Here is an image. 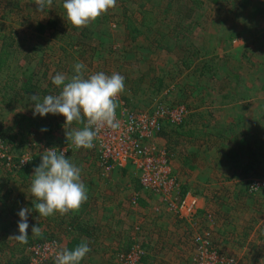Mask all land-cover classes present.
I'll return each mask as SVG.
<instances>
[{
	"label": "rangeland",
	"instance_id": "obj_1",
	"mask_svg": "<svg viewBox=\"0 0 264 264\" xmlns=\"http://www.w3.org/2000/svg\"><path fill=\"white\" fill-rule=\"evenodd\" d=\"M63 3L53 0L50 8L38 12L35 0H0V49L7 41L11 51L0 68V133L9 141L12 158L18 160L28 153L32 159H41L46 149L73 144L66 139L67 131L83 129V124L76 122L66 125L59 114L33 115L30 96L38 94L43 99L59 94L60 89L52 83L56 74L71 77L77 62L85 64L86 77L98 72L119 73L125 78V91L118 98V115L122 104L146 114L159 106L171 110L183 107L184 118L197 123L193 136L177 137L183 120L173 123L164 119L162 130L151 142L169 148L178 183L176 196L185 192L184 199L190 193L188 202L196 197L198 204L208 209L204 215L197 213V224L183 222L166 211L161 196L143 190L148 213L175 222L172 232L177 235L173 238L182 235L180 248L188 256L187 264H196L194 237L206 233L215 248L236 257L238 264H264V241L261 248L253 243L264 237V0H117L115 9L82 29L67 20ZM187 55L192 60L189 69ZM28 78L37 87L34 93L22 89ZM5 88L20 95L3 99ZM199 114L204 118H198ZM95 154L93 148H74L67 158L81 169V177L82 172L92 177L94 168L97 177L111 174L113 171L107 174L99 167ZM9 173L13 178L17 175L0 160V175ZM234 175L238 178L233 179ZM31 182L22 188L13 179L9 181L12 187L28 190V209L34 202ZM253 185L258 189H252ZM12 215L19 221L18 214ZM82 217L86 218V213L78 211L44 219L38 214L37 220L62 221L68 227L71 218L78 221ZM13 222L7 216L0 219V234L9 232L12 244L10 237L19 230L13 228ZM31 222H35L32 212ZM63 232L51 229L48 240L55 242L58 251L67 246V232ZM245 238V245L250 242L249 255L229 253L222 246L225 241ZM232 243L230 251L234 250ZM171 252V257L185 258ZM28 253L27 248L26 257ZM118 254H114L115 260ZM256 255L262 260L254 261ZM0 256V264H7L8 257L1 252ZM48 262L56 264V259Z\"/></svg>",
	"mask_w": 264,
	"mask_h": 264
},
{
	"label": "clouds",
	"instance_id": "obj_2",
	"mask_svg": "<svg viewBox=\"0 0 264 264\" xmlns=\"http://www.w3.org/2000/svg\"><path fill=\"white\" fill-rule=\"evenodd\" d=\"M52 3L53 0H35L36 11L44 12ZM116 4L117 0H64L63 8L67 20L75 28L82 29L115 9ZM85 71V64L77 62L71 77L58 73L52 78L53 85L60 89L58 95H46L43 99L38 94L29 97L34 104V116L59 114L65 117L66 125L73 122L83 124L82 130H69L65 133L66 139H70L77 149L94 148L93 141L101 128L115 130L120 127L116 109L118 98L125 91V78L121 74L114 72L106 75L98 72L86 77ZM251 188L255 190L258 186L253 185ZM30 192L38 201L34 203V208L41 217L78 212L88 198L86 186L81 179V169L65 157V152L56 148L46 149L42 153L41 163L34 169ZM30 214V209H20L19 235L10 239L20 244L28 242ZM31 231L32 236L41 235L39 226H32ZM89 252L87 241L81 242L72 251L60 249L55 253L56 264H80Z\"/></svg>",
	"mask_w": 264,
	"mask_h": 264
},
{
	"label": "crops",
	"instance_id": "obj_3",
	"mask_svg": "<svg viewBox=\"0 0 264 264\" xmlns=\"http://www.w3.org/2000/svg\"><path fill=\"white\" fill-rule=\"evenodd\" d=\"M222 97L225 98L226 96L224 95ZM205 122H207V119H205ZM201 125H203V123ZM204 126L206 127L205 124ZM191 127L195 128L194 124H192V126H187L188 129ZM187 128H185V130H188ZM169 155L171 161L172 155L170 152ZM88 161L90 164L93 162L92 160ZM133 169L132 165L129 164L125 168L114 170L106 177H97L96 174L98 170L95 168L94 172H96V174L92 173V177L82 172L83 177L81 178H83L82 182L86 186L89 200L87 198L86 203L82 205L79 211H81V213H86V218L82 217V220L78 221H74V218H71V225L68 227H65L62 221L53 224L37 220V215L39 213L34 208V203L38 201L34 199L33 208L30 209V211L32 214H35V222H31L29 226H39L41 235L39 237L32 236V232L28 233V235L40 238L41 236L50 235L51 229H56L57 231L64 229V232H67L65 236L67 243H75V245L78 246L81 242L87 241L90 252L80 264H118L114 254L116 252H121L123 249H127L133 242V239L143 244L144 248H146L145 251L147 250L140 264H149L150 261L148 260L150 259L159 260V264H168V262H163L162 260H169L170 264H187L188 256L186 253L184 256L182 254L184 250L180 248L182 246L180 245L181 241H179V239L180 237L182 238V235L179 236V238H173V236L177 235L172 232V226L175 222H169L163 218H153V216L148 213V200H144L147 202L145 207H132L130 205V198L133 195H142L143 193V189L139 190L140 192L136 190L137 183L135 184V180L139 179V175ZM88 170L91 171V166L87 167V171ZM236 178H238V175L233 176V179ZM12 179L18 182L22 188L26 187L25 183H28L27 180L17 175L14 176V178L10 173L0 175V219L6 216L9 218L11 217L14 219L12 225H16L19 222L17 220L18 216L12 215L11 213L15 211L18 212L21 208H27V205L30 206L31 200L28 198V190H26V188L22 189L21 187L11 186L12 184L9 183V181ZM205 209L208 208L200 205L198 214L204 215L206 212ZM142 213H144L145 216L142 215ZM138 214H140L141 217H139ZM42 219H44V217H42ZM70 227L73 229L70 230ZM70 233L72 234L70 235ZM247 237L248 235L246 238ZM246 238L235 243H228L225 241L222 246L226 247L229 253L246 256V254L249 255L251 250L249 248L250 242L248 246L245 245L247 243ZM256 239L257 241L253 243L258 244L257 246L261 248L260 245L263 243L264 237L261 238V236H259ZM178 241L179 245L177 246ZM15 242L17 241L13 239V243ZM230 243L234 245L233 251H230ZM172 250L176 256L185 257L180 258L183 262H180L178 257H171L170 253H172ZM260 255L254 256V261L258 262L262 260Z\"/></svg>",
	"mask_w": 264,
	"mask_h": 264
},
{
	"label": "built area",
	"instance_id": "obj_4",
	"mask_svg": "<svg viewBox=\"0 0 264 264\" xmlns=\"http://www.w3.org/2000/svg\"><path fill=\"white\" fill-rule=\"evenodd\" d=\"M122 106L121 113L119 115L116 113L120 127L115 130L101 128L93 141L99 167L108 174L132 164L144 187L161 196L166 202L167 212L177 215L183 222L197 224L195 217L200 208L197 198L192 197V201L188 202L190 193L184 199L181 198L184 195L176 196L179 193L176 191L178 183L172 170L169 151L151 142L162 130V120L171 119L173 123H180L185 119L184 108L171 110L159 106L153 113L146 114L134 112L125 104ZM74 148L76 147L72 144L56 149L65 152L67 156ZM0 160L16 173L17 170L29 165L33 159L26 153L18 160H14L8 140L0 133ZM210 237L209 233L194 237V242L198 246L196 264H238L236 257L223 254L215 248ZM57 248L55 242L51 241L33 246L32 264H48L49 260L55 259ZM145 253L142 244L133 239L132 249L129 252H119L116 260L121 264H139Z\"/></svg>",
	"mask_w": 264,
	"mask_h": 264
},
{
	"label": "trees",
	"instance_id": "obj_5",
	"mask_svg": "<svg viewBox=\"0 0 264 264\" xmlns=\"http://www.w3.org/2000/svg\"><path fill=\"white\" fill-rule=\"evenodd\" d=\"M40 30H43L42 27L39 28ZM88 34L89 32L86 31ZM83 33V32H82ZM17 34V33H16ZM9 43H7V41L5 42V44L3 45V47L0 49V68L3 67L5 65V63L7 62V59L10 57L11 55V51H10V47H9ZM190 57H188L187 55V62H185V65L187 67V69H189V67L192 65V60L189 59ZM36 85L33 84L32 79L28 78L26 80V82L24 83L23 86V90L25 92H35L36 89ZM3 92V91H2ZM3 99L5 98H18V96L20 95L18 92H15L13 95L10 94L8 92V89L5 88V91L3 92ZM224 98V97H223ZM226 98V97H225ZM200 119H203L204 116L202 114H199ZM196 120L195 119H191L189 121L187 120H183L180 129H182V132H177L178 134H176V136H181V135H189V136H193V134L195 133V129L194 128H189L188 130H185V127L191 125V124H197L195 123ZM9 142V141H8ZM67 158V156H65ZM95 159H97L95 157ZM41 163V159L38 156H34L32 162L27 165L24 166L23 168L17 170V176H20L22 178H24L25 180H30L32 181V176L34 175V169L36 167H38ZM101 171V169H100ZM136 185V190L139 191L141 189L143 190H149L146 187H144V185L142 184L140 178L138 180H135V184ZM150 191V190H149ZM140 192V191H139ZM152 192V191H151ZM185 195V192H184ZM146 200L145 198H142L141 195L139 194H135L130 198V205L132 207H136V206H143L145 207L147 205V202L144 201ZM14 214H18L16 211L13 212ZM12 213V214H13ZM15 225V224H14ZM13 228H18V223L14 226ZM30 229V230H29ZM28 229V233H31V229L32 226H29ZM7 233H3L0 234V252L2 255H6L8 257V261L7 264H32V257H31V248L35 245L38 244H42L45 243L46 241H48L51 238V235H47V236H41L40 238H35V237H31V235H28V242L26 244H20L19 242H15L12 244L11 240L8 239ZM47 233V232H46ZM16 235H19V230H16ZM45 235V234H44ZM132 245L133 242L131 243V245L127 248V249H123L122 252H129L132 249ZM77 246L75 245V243H67L66 246V250L72 251L76 248ZM142 247L144 248V245L142 244ZM27 248L28 250L30 249V254H29V258L26 257V252H27ZM25 249V250H24ZM145 249V248H144ZM16 253H20V257H15ZM15 257V258H14ZM0 259L3 260V257L0 256ZM4 264V263H3Z\"/></svg>",
	"mask_w": 264,
	"mask_h": 264
}]
</instances>
